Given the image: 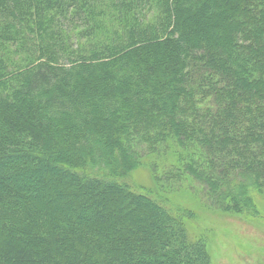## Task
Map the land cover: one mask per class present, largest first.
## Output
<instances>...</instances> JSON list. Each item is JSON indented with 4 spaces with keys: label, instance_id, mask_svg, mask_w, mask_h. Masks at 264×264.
<instances>
[{
    "label": "trees",
    "instance_id": "trees-1",
    "mask_svg": "<svg viewBox=\"0 0 264 264\" xmlns=\"http://www.w3.org/2000/svg\"><path fill=\"white\" fill-rule=\"evenodd\" d=\"M179 193L257 215L264 0H0V264H210Z\"/></svg>",
    "mask_w": 264,
    "mask_h": 264
},
{
    "label": "rangeland",
    "instance_id": "rangeland-1",
    "mask_svg": "<svg viewBox=\"0 0 264 264\" xmlns=\"http://www.w3.org/2000/svg\"><path fill=\"white\" fill-rule=\"evenodd\" d=\"M136 178L142 184H149L150 176L145 167L140 168ZM172 199L182 202L184 206L186 204L188 208L192 207L191 201L198 203L191 210L198 215L195 219L201 231L194 224L188 226V230L194 238L205 240L210 264H264L263 193L254 194L258 212L252 217L225 212L207 199L199 197L183 202L179 193Z\"/></svg>",
    "mask_w": 264,
    "mask_h": 264
}]
</instances>
